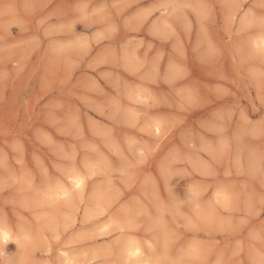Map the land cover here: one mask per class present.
Listing matches in <instances>:
<instances>
[{
  "label": "rangeland",
  "instance_id": "obj_1",
  "mask_svg": "<svg viewBox=\"0 0 264 264\" xmlns=\"http://www.w3.org/2000/svg\"><path fill=\"white\" fill-rule=\"evenodd\" d=\"M262 46L264 0H0V264H264Z\"/></svg>",
  "mask_w": 264,
  "mask_h": 264
},
{
  "label": "bare ground",
  "instance_id": "obj_2",
  "mask_svg": "<svg viewBox=\"0 0 264 264\" xmlns=\"http://www.w3.org/2000/svg\"><path fill=\"white\" fill-rule=\"evenodd\" d=\"M235 14V13H234ZM262 44V43H261ZM263 45V44H262ZM259 49V48H258ZM139 95V94H138ZM137 95V97H139ZM157 125V124H156ZM156 125H154V128H155V131H157V129H159ZM157 132H159V131H157ZM154 133V132H153ZM156 135V134H155ZM158 136V135H157ZM67 175V174H66ZM72 175V174H71ZM70 175V176H71ZM81 175V177L80 176H74V173H73V177H69L70 178V181H71V185H72V188L74 187V188H76V189H80V188H82L83 186H84V180H83V178H82V174H80ZM84 176V175H83ZM62 185V184H61ZM62 187V186H61ZM62 190V189H61ZM64 192V191H63ZM67 194V193H66ZM65 194V195H66ZM66 197V196H65ZM68 197H69V195H68ZM70 198V197H69ZM220 198V197H219ZM224 198V197H223ZM223 201V200H222ZM11 233H13V232H11ZM11 233L7 230V229H5L4 227H1L0 226V247H2L3 245H6L7 244V242H9V240L11 239ZM13 236V235H12ZM16 242V241H15ZM1 249V248H0ZM136 249H138L139 250V254L138 255H133V256H129V252L130 251H134V250H136ZM142 249V248H141ZM142 252H143V249H142ZM64 253H66V252H64ZM63 253V254H64ZM126 253L128 254V256L129 257H131V258H136V257H138V256H140L141 255V250H140V248L138 247V246H136L135 244H132V243H130L128 246H127V250H126ZM125 253V254H126ZM143 254V253H142ZM139 259V258H138ZM135 260V259H134ZM138 263H140V262H138Z\"/></svg>",
  "mask_w": 264,
  "mask_h": 264
},
{
  "label": "snow or ice",
  "instance_id": "obj_3",
  "mask_svg": "<svg viewBox=\"0 0 264 264\" xmlns=\"http://www.w3.org/2000/svg\"><path fill=\"white\" fill-rule=\"evenodd\" d=\"M260 52H261L262 55H264V46H262L260 48ZM157 131H159V129H157ZM138 254H139V250L138 249L129 252V256L138 255Z\"/></svg>",
  "mask_w": 264,
  "mask_h": 264
}]
</instances>
